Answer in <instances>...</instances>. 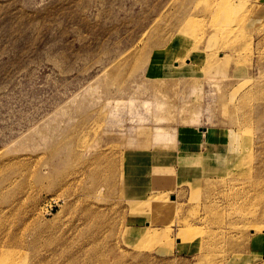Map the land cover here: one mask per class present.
Instances as JSON below:
<instances>
[{
	"label": "rangeland",
	"instance_id": "1",
	"mask_svg": "<svg viewBox=\"0 0 264 264\" xmlns=\"http://www.w3.org/2000/svg\"><path fill=\"white\" fill-rule=\"evenodd\" d=\"M182 126L208 168L171 184ZM263 240L264 0H0V264H264Z\"/></svg>",
	"mask_w": 264,
	"mask_h": 264
},
{
	"label": "crops",
	"instance_id": "2",
	"mask_svg": "<svg viewBox=\"0 0 264 264\" xmlns=\"http://www.w3.org/2000/svg\"><path fill=\"white\" fill-rule=\"evenodd\" d=\"M182 127H186L185 129H183V131L182 130H180V128H179V132H178V134L180 135V140L177 142V146H175V147H178V149H179V145L181 146V147H186L187 145H193V144H197V142H199V141H197L196 139H195V141L193 140V135H191V133L192 132H194V131H192V132H187L186 130L188 129V126H182ZM186 131V132H185ZM206 132V131H205ZM204 132V133H205ZM187 133H189V134H187ZM207 133V132H206ZM211 132H209L208 134H210ZM211 134H216V133H211ZM196 136L198 135V137L199 136H203L202 134L201 135H199V134H195ZM187 136H190V137H187ZM191 136H192V139H191ZM212 136V135H211ZM211 136H209V137H207V139L208 138H210ZM216 136L218 137V134H216ZM188 138V139H187ZM162 139H163V137H162ZM165 140V139H164ZM200 140H202V139H200ZM213 142H216L215 144L216 145H219V143L220 142H222V140H221V137H219V138H216V139H211ZM211 141V142H212ZM159 142V141H158ZM157 142V143H158ZM180 142V143H179ZM184 145V146H183ZM204 144H201V149H202V146H203ZM207 147H211L210 145L209 146H207ZM172 148H174V147H171V148H168L167 150H171ZM178 149H176V151L178 150ZM182 149H179L178 150V152L176 153V155L174 156V159H172V160H174V162L172 163V168H174L175 170L174 171H172V173H173V175H174V173H175V175H174V177H173V181H171L170 183L171 184H174L175 182H177V181H182L183 179H187V178H189L190 180H194V179H198L196 176L198 175V174H200V173H203L204 172V169H206V167L204 166V163H201V164H199V163H189V164H187L186 166L185 165H182V160H188L187 158H185V159H182V155H183V151H181ZM212 153H213V151H212ZM128 160H134L133 158H131L130 156L128 157ZM190 160H192L191 159V157H190ZM194 162V161H193ZM205 164H209V163H205ZM154 165V164H153ZM153 165H151L150 166V168H149V171H148V181H149V176H151L150 177V179H152V180H154L155 181V179L157 178H159L160 179V181L162 180L161 178H164V177H166V176H156V175H154V174H156V172H154V170L156 169V170H159V168H157L156 166H153ZM165 165V164H164ZM176 165V166H175ZM211 165H213V164H211ZM169 166H171V164H169L167 167H168V169H169ZM182 166H185V167H187L186 169H184V168H182ZM167 167L165 168V169H167ZM208 168V167H207ZM176 169L179 171V172H176ZM200 169H202V171H200ZM161 170V169H160ZM177 173V174H176ZM178 173H179V175H178ZM181 173V174H180ZM200 179V178H199ZM168 186V185H167ZM167 186H166V189H168L167 188ZM161 187H163V186H161ZM263 243V245H264V242H262Z\"/></svg>",
	"mask_w": 264,
	"mask_h": 264
},
{
	"label": "bare ground",
	"instance_id": "3",
	"mask_svg": "<svg viewBox=\"0 0 264 264\" xmlns=\"http://www.w3.org/2000/svg\"><path fill=\"white\" fill-rule=\"evenodd\" d=\"M210 11V10H209ZM218 11H220V10H218ZM210 13H217V9L216 10H212V11H210ZM192 17H188L187 18V20H186V22L189 20V19H191ZM219 24H220V22L219 21H217V20H215V19H213V18H211V21H210V23H209V27H208V29L209 30H213V31H220L221 32V29L219 28ZM220 25H222V24H220ZM227 31V33H230V31L231 32H233V29H227L226 30ZM212 39V38H211ZM230 46H232L233 44H229ZM234 46V45H233ZM224 58V56L222 55L221 56V60L220 61H222V59ZM207 62H209V64L210 65H216V64H218V63H220V62H218V61H216V59L215 58H213L212 60L211 59H208V60H206ZM187 66H189V64H187V65H185V67H187ZM218 67H220V65H217ZM169 74H171V73H169ZM168 74V75H169ZM234 94V93H233ZM235 95V94H234ZM232 97V96H231ZM155 100H157V99H155ZM155 103H156V105H157V107L158 106H160V102L159 101H155ZM157 128H159V127H157ZM186 127H181L180 128V130H182L183 131V129H185ZM177 129V128H176ZM156 130H158V129H156ZM178 130V129H177ZM155 140H159V136H158V134H156V136H155ZM217 148V149H220V146L219 145H213L212 146V148ZM147 164H144L143 163V166L140 168V169H143V171H148V169L145 167ZM264 241V240H263Z\"/></svg>",
	"mask_w": 264,
	"mask_h": 264
}]
</instances>
